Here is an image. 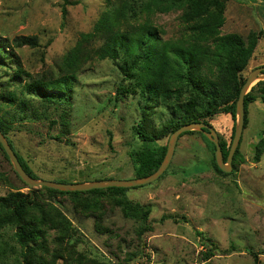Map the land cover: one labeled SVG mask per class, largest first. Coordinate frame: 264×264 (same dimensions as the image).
I'll return each mask as SVG.
<instances>
[{
  "label": "rangeland",
  "instance_id": "obj_1",
  "mask_svg": "<svg viewBox=\"0 0 264 264\" xmlns=\"http://www.w3.org/2000/svg\"><path fill=\"white\" fill-rule=\"evenodd\" d=\"M71 1L76 3L68 6V15L63 18L64 0H0L1 36L10 41L22 35L39 38L40 45L35 48H18L11 42L23 69L35 78L58 74L65 54L76 45L81 33L93 29L107 5L106 0ZM224 1L223 33L247 37L253 31L263 32L254 57L243 71L248 77L252 70L264 66V0ZM181 14L174 10L153 15V23L164 39L180 37ZM5 62L8 72L0 67V85L15 76L16 62L8 58ZM16 79L29 78L23 74ZM130 87L127 76L112 60H89L77 76L68 126H53L43 118L27 119L8 137L39 179L68 183L133 179L130 152L142 145L133 126L140 119L144 102ZM156 111L157 125L170 117L166 103H160ZM235 124L231 113H220L211 120V126L228 142L233 140ZM65 130L66 137L57 139ZM202 134L179 138L164 177L126 190L129 199L150 208L146 224L125 217L112 200H101V209L86 212L77 210L71 197L59 195L57 201L61 203H52L79 229L77 249L111 264H264V152L259 162L254 160L255 147L264 139V100L258 97L248 106V124L240 145L242 160H237L227 175L215 169L214 154ZM168 141L164 138L159 143ZM23 182L10 159L0 152V195L34 188ZM91 196L87 198L94 203L96 198ZM163 216L170 218L162 220ZM148 225L152 231L144 232ZM139 231L144 232L141 237ZM199 231L219 249L235 245L237 250L219 252L203 261L202 253L209 245L197 234ZM48 233L55 247L53 240L58 232L51 229ZM74 242L75 238L70 240ZM248 249L259 252L258 261ZM63 252L68 255V251ZM9 259L15 264L13 258Z\"/></svg>",
  "mask_w": 264,
  "mask_h": 264
},
{
  "label": "trees",
  "instance_id": "obj_2",
  "mask_svg": "<svg viewBox=\"0 0 264 264\" xmlns=\"http://www.w3.org/2000/svg\"><path fill=\"white\" fill-rule=\"evenodd\" d=\"M106 2V8L93 29L81 33L76 45L63 57L58 74H44L35 78L23 69L19 57L11 48L12 41L18 48L38 47V36L22 35L10 41V38L0 34V67L6 69V58L16 62L15 76L5 79L0 85V129L25 170L35 178H39L38 175L19 156L8 135L27 119L43 118L53 126H68L77 76L83 65L92 59L112 60L127 76L131 90L136 91L133 93H137L144 102L140 106V119L133 126L136 137L142 143L130 152L135 177H145L157 170L167 151V144L161 145L159 141L169 138L181 126L193 122L211 125L213 117L220 113H231L236 121V103L247 78L243 71L254 57L263 32L253 31L247 37L238 33H223L224 0ZM75 3L64 0L61 6L63 18L68 15V6ZM174 10L182 11L183 30L180 37L167 40L152 19L156 13ZM23 74L29 79H16L22 78ZM258 97L264 100V80L257 82L245 96V128L248 124V106ZM160 103H166L170 117L157 125L154 116ZM196 132L189 131L181 136ZM234 133L235 125L232 139ZM66 134V130L62 131L57 139ZM202 136L214 154L215 169L227 175L216 162L215 144L204 134ZM219 137L224 158L227 159L232 141L228 142L222 135ZM242 139L234 155V166L237 160H242ZM0 152L9 159L1 143ZM263 152L264 139L255 147V162L261 160ZM168 172L169 168L161 177ZM127 189L109 187L69 192L37 187L30 188L29 192L18 189L0 195V264H11L9 258H13L15 264H60L59 261L62 264H111L77 249L79 229L52 202H56L59 195L69 196L77 210L95 212L93 209L102 208L101 200L109 199L122 210L125 217L141 219L146 224L150 208L129 199ZM44 191L48 193L46 198H43ZM91 195L96 198L94 203L87 198ZM57 202L61 203V200ZM169 216H163L162 220ZM9 227L11 234L8 233ZM51 229L58 232L53 240L55 247H52L48 233ZM145 230L152 231V226H146ZM143 231H139L140 237ZM197 234L203 236L205 245H209L202 253L203 261L219 252L230 254L237 250L235 245L221 250L203 232ZM73 238L75 242L71 244ZM63 251H68V255ZM248 251L258 261L259 252ZM131 256L133 258L135 254Z\"/></svg>",
  "mask_w": 264,
  "mask_h": 264
},
{
  "label": "water",
  "instance_id": "obj_3",
  "mask_svg": "<svg viewBox=\"0 0 264 264\" xmlns=\"http://www.w3.org/2000/svg\"><path fill=\"white\" fill-rule=\"evenodd\" d=\"M248 66L244 69L246 70ZM264 80V66L258 67L250 72L248 77L246 78L245 83L243 84L237 103H236V124H235V133L233 136V140L231 143L229 155L225 160L224 154L222 151V147L220 144V137L217 130L211 126L210 124L204 122H193L186 125L181 126L176 131H174L170 137L167 144V151L163 161L160 166L155 170L152 174L145 177H135L133 179H102L95 181H87V182H59L52 180H45L35 178L30 175L22 163L20 162L17 154L12 148L10 142L3 134L0 129V143L2 144L5 152L8 155L11 163L14 166V169L18 176L24 181L29 187H49L52 189H57L60 191H89L93 189H103L109 187H138L143 186L152 182L157 181L170 167L172 159L174 157L178 140L183 133L189 131H197L202 132L205 136H207L216 146L215 158L220 170L225 173H229L233 170V159L236 150L239 147L240 141L243 136L244 127H245V96L251 90V88L259 81Z\"/></svg>",
  "mask_w": 264,
  "mask_h": 264
},
{
  "label": "flooded vegetation",
  "instance_id": "obj_4",
  "mask_svg": "<svg viewBox=\"0 0 264 264\" xmlns=\"http://www.w3.org/2000/svg\"><path fill=\"white\" fill-rule=\"evenodd\" d=\"M262 67V66H261ZM244 129H245V127H244ZM218 134H219V136H220V133L218 132ZM226 160V159H225Z\"/></svg>",
  "mask_w": 264,
  "mask_h": 264
}]
</instances>
